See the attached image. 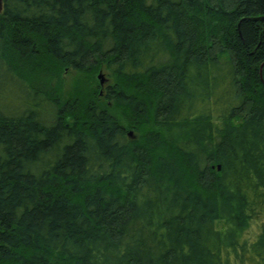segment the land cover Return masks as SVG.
<instances>
[{"label":"trees","instance_id":"16d2710c","mask_svg":"<svg viewBox=\"0 0 264 264\" xmlns=\"http://www.w3.org/2000/svg\"><path fill=\"white\" fill-rule=\"evenodd\" d=\"M0 264H264V0H0Z\"/></svg>","mask_w":264,"mask_h":264},{"label":"rangeland","instance_id":"374dc122","mask_svg":"<svg viewBox=\"0 0 264 264\" xmlns=\"http://www.w3.org/2000/svg\"><path fill=\"white\" fill-rule=\"evenodd\" d=\"M103 75L104 83L101 84L100 75ZM51 86L56 87L58 91L64 96L68 97L73 93L78 94L80 89L87 87L89 91H93L97 88V85H100V95L105 97V90L110 83H113V78L109 75V72L105 68H101L96 73H80L72 69L59 68L57 71L53 72L50 76ZM76 91V92H75ZM104 104L108 103L103 101ZM130 137L138 138L139 134L135 130H130ZM216 228L224 227L222 221H217L215 224ZM256 224H253L249 232H254Z\"/></svg>","mask_w":264,"mask_h":264},{"label":"water","instance_id":"95a60500","mask_svg":"<svg viewBox=\"0 0 264 264\" xmlns=\"http://www.w3.org/2000/svg\"><path fill=\"white\" fill-rule=\"evenodd\" d=\"M100 79H101V84L105 82V80L103 79V75L102 74L100 75ZM130 135H131V133H130Z\"/></svg>","mask_w":264,"mask_h":264}]
</instances>
